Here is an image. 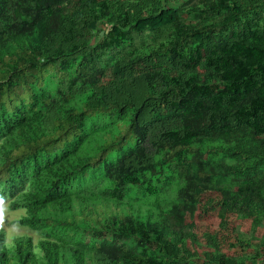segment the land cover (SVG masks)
Instances as JSON below:
<instances>
[{
  "label": "trees",
  "instance_id": "trees-1",
  "mask_svg": "<svg viewBox=\"0 0 264 264\" xmlns=\"http://www.w3.org/2000/svg\"><path fill=\"white\" fill-rule=\"evenodd\" d=\"M0 197V264H254L264 0H0Z\"/></svg>",
  "mask_w": 264,
  "mask_h": 264
},
{
  "label": "rangeland",
  "instance_id": "rangeland-1",
  "mask_svg": "<svg viewBox=\"0 0 264 264\" xmlns=\"http://www.w3.org/2000/svg\"><path fill=\"white\" fill-rule=\"evenodd\" d=\"M139 191V193L142 194V190ZM218 199V195L212 192L205 193L203 197L205 206H203V209L201 208L196 214L197 231L200 238H202L205 232L211 231L212 228L219 227L220 219L217 214L216 206ZM9 203V197H0V221L11 230L10 233L22 232L36 236V232L33 229L18 223V219L22 216L24 210L21 208L11 209ZM232 231H236L246 236H256L260 239L264 234V222L261 225L254 227L249 218L232 215L229 217V235L233 233ZM83 237L87 241L90 240L92 238V232L85 231ZM254 264H264V254H262Z\"/></svg>",
  "mask_w": 264,
  "mask_h": 264
}]
</instances>
